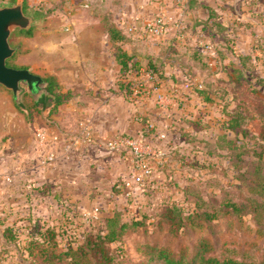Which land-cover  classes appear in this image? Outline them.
<instances>
[{
  "label": "crops",
  "instance_id": "0c3cea01",
  "mask_svg": "<svg viewBox=\"0 0 264 264\" xmlns=\"http://www.w3.org/2000/svg\"><path fill=\"white\" fill-rule=\"evenodd\" d=\"M35 1L52 10L35 33L27 36L30 50L20 54L17 62L27 64L39 75L54 74L69 95L53 109L34 112L28 122L31 128L28 141L0 142V169L11 171L16 167L20 177L31 180L33 186L41 182L51 186L53 193L42 200L38 190L32 189L33 186L27 189L30 183H26L24 193L29 194H22L24 200L33 195V204L42 201L56 205L53 195L63 194L66 200L76 201L82 207L99 206L103 217L112 211L119 196L125 197L115 191L114 184L131 174L128 149H109L104 141L117 135L137 137L146 155L157 160L153 153L161 149L178 167L181 164L175 159L178 154L191 152L196 156L195 148L204 147L205 139H214L228 117L227 114L219 120L205 117L208 108L220 97L210 94V99H206L197 89L198 82L207 72L214 86L229 89L226 81L232 67L240 64L239 54L253 55L255 39L251 28L264 31V0H192L191 7L185 4L177 8L173 0H105L117 24L131 36L130 41L122 43L133 54L130 61L137 60L145 67L148 61H155L163 69L164 76L159 77L154 71L152 80L137 69L127 70L129 78H140L147 86L145 93L134 96L118 83L120 63L97 13L99 0ZM156 13L167 14L169 18L161 37L144 30L145 20ZM208 16L209 22L219 19L229 27L226 37L209 31L203 21ZM190 44L202 46L210 68L195 67L193 78L181 81L185 68L173 59L174 50L182 51ZM259 84L263 86L258 81L251 86L243 83L239 90L248 89L247 96ZM159 95L165 98L164 102L158 100ZM50 98L51 105L54 95L47 97ZM146 118L151 120L152 128L144 126L142 120ZM37 132L44 133L43 144H38ZM191 133L195 139H187ZM50 150L55 157L47 161ZM204 155L214 157L206 152ZM164 163L167 162L160 159L155 165L146 188H153L166 177L170 168L165 164L162 169Z\"/></svg>",
  "mask_w": 264,
  "mask_h": 264
},
{
  "label": "trees",
  "instance_id": "16d2710c",
  "mask_svg": "<svg viewBox=\"0 0 264 264\" xmlns=\"http://www.w3.org/2000/svg\"><path fill=\"white\" fill-rule=\"evenodd\" d=\"M114 1L120 2L121 0ZM99 2L97 13L105 26L106 36L111 41L115 56L120 63L121 73L124 74L129 69H137L140 66L139 61H130L133 59V54L122 47V43L130 41L131 36L117 24L109 3L105 0H99ZM14 3V1L9 3H1L0 1V6ZM21 3L24 12L31 17L32 23L29 28H16L13 31L15 40L21 36L33 35L40 24L42 25L46 21L50 13L38 17V11L32 10V13L27 11L28 5H30L27 0H22ZM186 4L191 7L194 3L192 0H187ZM203 21L205 26L209 27L210 32L217 31L221 36L226 37V32L230 31L229 27L219 19L209 22L208 16ZM243 24L249 25L248 23ZM251 33L255 39L253 43L254 53L253 55L249 53L239 54L240 64L232 67L228 74V80L226 79L229 89L214 86L211 78L206 74L207 72L199 81L201 86L197 87L206 99H210V94H216L224 101L225 109H223L228 117L222 124V130L215 135L214 139L204 140V150L210 155H225L230 158L234 171L233 176L238 182L228 185L224 184L217 176H212L208 180L212 191L207 196L199 191L192 192L193 186L186 185L179 189V191L182 190L185 194L191 193L195 197L193 205L187 209H184L178 198L169 197L161 202V206L155 212L148 213L147 218L150 221L153 220V224L159 225L166 231H170V229L176 232L184 231L188 226H197L202 229V233L197 236L192 247L182 248L179 251L171 250L166 245L156 243L145 245V253L148 256L142 260L144 264H264L263 244L243 246L220 236L225 229L237 224L239 219L242 220L245 214L250 215L251 221L255 224V232L261 234L263 229L261 221H264V102L259 99L253 112L247 105H244V101L236 102L233 108L228 109V105L236 99L239 88L245 80L255 78L258 83L264 85L263 78L255 72L259 58L255 49L259 47L260 50H264V31L259 32L252 27ZM227 38L230 37L227 35ZM13 46L16 48L15 52L7 58L6 63L14 67L29 68L27 64L12 60L21 52L18 43L13 44ZM174 52L173 59H177L178 65L185 68V75L181 81L191 80L195 74V67L201 70L210 68L207 60L208 54L202 46L190 44L184 50H174ZM146 68L157 71L159 77L164 76L162 74L163 69L155 61H148ZM41 76L46 83L48 92L54 95V98L51 105L49 102L52 98L48 100L44 96L38 101L27 98L33 107L19 104L22 111L27 114L29 121L33 119V110L41 112L47 107L53 109L69 95L62 90V86L54 74L47 72ZM118 83L128 92L130 91L129 81L119 79ZM252 91H258V89L254 87ZM229 130L234 132V136L228 135ZM188 138L195 139V136H187ZM246 138L252 140L250 146L255 157L254 166L250 172L242 169L244 154L250 148L246 146L248 144ZM50 188L51 186L46 182H41L39 185L35 184L32 187V189H37L38 193L49 192ZM115 191L119 192L117 188ZM103 220V228L87 233L83 241L77 246L69 245L57 253L52 251L56 253L54 255L57 256V259L65 264H137L128 257L122 237L130 228L138 227L144 221L143 218L126 219L120 206L115 205L112 211L103 217ZM244 221L243 219L242 223L240 222L241 226L237 225L247 229L249 225ZM223 222H225V228L222 226ZM5 229L9 228L6 227ZM114 242L117 245L112 247Z\"/></svg>",
  "mask_w": 264,
  "mask_h": 264
},
{
  "label": "rangeland",
  "instance_id": "374dc122",
  "mask_svg": "<svg viewBox=\"0 0 264 264\" xmlns=\"http://www.w3.org/2000/svg\"><path fill=\"white\" fill-rule=\"evenodd\" d=\"M0 1L1 3L13 1L20 3L22 0ZM30 1L27 11L29 13H32V10L38 11V17L48 15L52 10L51 8L42 6L35 0ZM173 1L175 8L179 7L182 3L181 0ZM180 21L183 22L184 20L180 19ZM16 28L19 27L12 28L9 42L12 46L15 43H18L20 46L21 52L12 58V60L14 59L17 62L18 56L27 53L30 47L29 37L21 36L15 40L13 31ZM256 51L259 55V64H256L255 72L261 75L264 74V50H260L258 47ZM36 69L40 70L38 67ZM40 71L44 72L42 69ZM261 76L264 79V75ZM255 81V78H252L251 80H245L244 83L247 86H251ZM247 91L248 89L245 91L239 90L236 99L228 105V109L233 108L236 102L244 101V105H247L253 112L258 105L257 101L259 99L264 102V85L259 84L258 91H251L245 96ZM27 98L31 99L32 96L25 89V85H22V90L19 92L18 98L15 99L12 96V91L0 84V142L8 140L14 144L13 141L15 143L23 140L28 141V138L31 137V128L28 124L30 121L27 120L25 111H22L19 107V104L22 106L26 104L28 107H33V104ZM223 108L224 101L221 98L217 99L211 108H208L210 111L206 112L205 117L211 120H215L214 118L219 120V117L224 118L226 113L224 111L225 108ZM34 111H32V117L34 116ZM208 114H210V117ZM230 134L231 137L234 136V132L230 131ZM189 136H193V133ZM201 136L205 135L202 134ZM247 141L248 144L246 146L250 148L244 154V166L242 169L250 172L253 169L255 157L252 154L250 146L252 140L249 139ZM204 149V147L195 148L196 156L192 155L191 152L175 156L177 161H181L182 165L180 164L179 167L173 164V158L170 159L166 151L158 149L155 152L158 155L154 154V156L161 157L167 162L164 163L162 169H164L165 164L170 168L166 177L159 180V183L154 185L153 188L145 187L135 190L137 192L135 194L137 198L132 196V194L128 197L119 196L120 200L116 202V205L119 204L124 218L130 219L135 217L139 219L143 218L144 220L138 227L135 226L126 231L122 237L124 249L128 257L137 264H144L142 260L148 256L145 253V245L147 244L156 243L158 245H166L171 250L179 251L182 248L192 247L197 236L202 233V229L197 226H188L184 231L176 232L173 229L166 231L159 225L153 224V220L151 219L152 221H150L147 215L148 213L155 212L161 206V202L167 200L169 197H176L181 201L184 209H187L193 205L195 197L191 193L185 194L184 191H179V189L184 188L186 185L193 186L191 188L192 192L199 191L204 196H207L212 191V187L209 185L210 181H208L212 176H217L224 184H237L238 181L233 176L234 171L230 158L226 156L228 160L227 167L225 165V155H218L211 158L205 157ZM15 158H17V154ZM1 169L5 170L4 168ZM1 169L0 264H65L63 261L58 260L54 254L69 245L77 246V244L83 241L87 233L103 228L104 220L103 216L100 215V211L94 212L91 210L92 206L90 205H84L82 207L76 201H68L65 196H62L63 194L56 193L53 195L57 199L56 205L47 204L42 201H38V204H33L35 200V196L33 195L25 197L24 200L22 194L25 196L29 194L28 192L25 194L24 191L33 186L32 181H25L21 178L18 172L19 170L16 167L10 169L11 171H2ZM13 174L16 175L15 178H13ZM26 183H30V185L26 186ZM8 186L15 189L8 191ZM25 186L27 189H24ZM50 193H53L51 188L49 192H39V199L42 197V200L47 198ZM85 210L88 211L85 212ZM243 219L245 220L244 223L249 225L247 229L240 227ZM243 219L238 220L239 222L237 224L240 226L234 224V226L225 229L220 236L243 246L259 243L264 245V221H261L263 229L260 234L255 232V224L251 221L249 214H245ZM222 226L225 228V222H223ZM6 227L9 229H5ZM116 245V242L112 243V247Z\"/></svg>",
  "mask_w": 264,
  "mask_h": 264
},
{
  "label": "built area",
  "instance_id": "2783aa9c",
  "mask_svg": "<svg viewBox=\"0 0 264 264\" xmlns=\"http://www.w3.org/2000/svg\"><path fill=\"white\" fill-rule=\"evenodd\" d=\"M186 1L187 0H181L182 2L181 5L182 6L185 5ZM168 21L169 18H167L166 15L162 13H156L145 20L144 30L145 32H147L152 36L161 37L165 34L168 28ZM136 71H138L139 73L144 72L145 75H147V77L151 80L154 79L155 77L154 71L147 69L144 65H140ZM119 79L130 82L129 93L131 95L136 96L145 93L147 91V86H145L142 83V80L140 78H129V76L126 73L124 74L120 73ZM200 86H201L200 82H198L197 87ZM158 100L160 102H164L165 98L159 95ZM142 122L145 127L152 128L151 120L149 118L143 119ZM36 136H37L38 144H43L45 138L44 133L37 132ZM104 145L109 149L127 148L128 151L130 152L131 174L127 178L115 184L121 195L128 197L132 194V196H135L136 194L135 190H139L147 187L146 183L152 177L154 167L157 163H159V160L162 159L161 157H156L158 158L157 159L158 162H155L156 159L149 157L148 155L145 154L138 138L134 136L117 135L113 138L105 140ZM54 157H55V153L52 150H50L46 155V160L52 161ZM91 210L97 212L99 211V206L93 205ZM87 211L88 210H85V212Z\"/></svg>",
  "mask_w": 264,
  "mask_h": 264
},
{
  "label": "water",
  "instance_id": "95a60500",
  "mask_svg": "<svg viewBox=\"0 0 264 264\" xmlns=\"http://www.w3.org/2000/svg\"><path fill=\"white\" fill-rule=\"evenodd\" d=\"M30 26L31 17L24 12L22 3L0 6V84L10 89L15 99L18 98L22 85H25V89L37 101L43 96L52 95L48 92L43 77L27 67H14L6 63L16 49L9 42L12 28L25 29Z\"/></svg>",
  "mask_w": 264,
  "mask_h": 264
}]
</instances>
